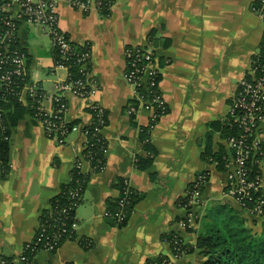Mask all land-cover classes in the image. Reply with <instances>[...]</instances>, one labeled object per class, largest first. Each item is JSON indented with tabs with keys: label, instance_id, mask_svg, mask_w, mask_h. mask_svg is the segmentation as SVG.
<instances>
[{
	"label": "crops",
	"instance_id": "0c3cea01",
	"mask_svg": "<svg viewBox=\"0 0 264 264\" xmlns=\"http://www.w3.org/2000/svg\"><path fill=\"white\" fill-rule=\"evenodd\" d=\"M105 1L110 4L105 15L95 8L75 10L68 0H58L57 7L61 32L72 44L90 50L87 69L97 91L93 102L106 117L101 131L104 167L93 173L83 160L84 130L91 123L84 102L64 97L65 120L77 131L58 145L34 119L23 90L17 103L24 111L12 131L10 168L0 180L2 257L16 258L34 239L42 214L71 181L78 161L88 181L75 208L73 238L54 252L38 251L34 264H151L162 257L173 259L169 240L178 237L195 248L204 224L238 208L223 194L231 160L227 171H221L216 160L232 156L221 128L239 82L263 52L264 23L252 10L257 0ZM17 41L26 53L27 83L54 97L55 85L66 75L54 69L49 36L19 23ZM128 48L150 49L161 72L158 89L167 112L150 129L148 149L139 130L149 125V112L140 103L135 115L129 114L137 98L125 80ZM44 105L49 107V101L44 99ZM256 140L264 186V119ZM149 153L148 168H137L136 162ZM202 174L207 183L191 211L192 227L182 229L188 215L181 206L185 192ZM120 181L140 197L123 226L107 213L108 204L119 197ZM252 226L259 227L256 222ZM204 261L195 251L172 264Z\"/></svg>",
	"mask_w": 264,
	"mask_h": 264
},
{
	"label": "built area",
	"instance_id": "2783aa9c",
	"mask_svg": "<svg viewBox=\"0 0 264 264\" xmlns=\"http://www.w3.org/2000/svg\"><path fill=\"white\" fill-rule=\"evenodd\" d=\"M69 5L78 11L87 12L91 8L100 10L101 0H68ZM58 0H0V13L5 14L6 18L3 22L5 29L0 36V45L4 42H17V31L19 23L34 26L40 29L43 34L49 36L52 49H56L59 54V60L54 62L55 70H63L65 79L58 81L55 85L57 94L54 97H48L43 90L37 86L26 84L19 92H13L12 86L13 76H20L27 79L26 69V53L21 50L14 49L11 55L0 54V86H5L19 101V97L23 90H26L28 99L31 102V110L33 117L42 126L45 136L56 142L58 145H65L67 137L70 133L76 132L77 127L70 125L65 120L67 112V104L65 96H72L80 102H84V107L95 115V119H91L90 125L84 130V152L83 160L89 166V160L86 158V150L88 149V128H94L93 136H101V131L105 127V112L93 102L96 95V88L91 82L88 73V65L90 60V50L86 46H79L84 50L78 51L76 47L69 41L67 36L61 32L58 27L57 17ZM257 17L264 23V0H257L256 5L252 8ZM264 53V48H263ZM126 71L125 80L133 88L134 95L137 98V107L143 103L144 110L150 114V122L154 125L158 119L163 116L167 109L163 99L159 93V82L161 72L156 64L155 57L150 49L145 48H128L126 50ZM5 61H10V67L6 71H2ZM76 67L80 74V78L74 79L70 70ZM137 88L143 89L145 95H141ZM44 99L48 100L49 107L44 105ZM137 107L130 105L129 114L135 115ZM240 114L236 117V113ZM237 118L238 126L241 129L239 138H230L227 140L228 146L234 152V158L230 162V167L224 187V196L230 199L239 209H246L245 202H252L256 193L263 192V181L260 172L261 153L256 137L260 123L264 119V57L261 66L251 67L250 74L239 82L238 93L235 96L228 112V118ZM5 116L0 109V130H5ZM150 126V129L154 126ZM106 144V143H105ZM106 148L103 150L105 155ZM256 166L259 173L254 178H250L247 164ZM82 161L75 164V170L81 173ZM207 183L205 175L195 177L191 186L185 192V198L182 201V208L188 213L187 219L181 224L182 229H191L192 227V209L199 204L202 192ZM79 190L70 193V198H77L72 204V209L79 202ZM185 201V202H184ZM126 203V197L119 205ZM264 201L258 197L254 200V206L250 210H246L250 215L264 220ZM68 209H62L61 213L66 214ZM125 217L121 214L115 216V222L118 224L124 221ZM58 223L57 230L54 234L48 235L42 230L35 239V245L41 250L54 252L61 242L62 235L67 233L64 220L55 218ZM70 232H68V235ZM175 252H172L173 259H165L160 264H172L178 260L184 252L180 250L182 243L174 241ZM23 251L21 252V254ZM17 256L12 260V264H24L25 258ZM0 256V264H9ZM152 264V263H151ZM153 264H158L154 262Z\"/></svg>",
	"mask_w": 264,
	"mask_h": 264
},
{
	"label": "trees",
	"instance_id": "16d2710c",
	"mask_svg": "<svg viewBox=\"0 0 264 264\" xmlns=\"http://www.w3.org/2000/svg\"><path fill=\"white\" fill-rule=\"evenodd\" d=\"M102 5L100 7V14L105 15L109 8V3L105 0H101ZM5 14L0 13V36L4 33L5 26L3 24L5 20ZM19 27V25H18ZM74 47L78 51L84 50L83 48L76 46ZM88 48V47H86ZM17 49L25 52L21 46H19L18 41L14 42H4L0 45V54L2 55H11L12 50ZM53 56L54 62L59 60L58 51L54 48ZM264 53L262 52L259 56L255 57L253 60L254 66H261L263 62ZM10 67V61H5L2 66V71L8 70ZM70 72L74 79L80 78L79 72L76 70V67H73ZM13 85L10 86V89L13 92H19L22 87L26 84L27 79L20 76H13ZM141 95H145L142 91L143 89L137 88ZM30 101V99H29ZM18 100L15 96H12L11 92L5 87L0 86V109L3 111L5 116V130H0V180L6 177L9 168H10V143L12 137L13 128L19 120L21 112L24 109L21 108L20 104L17 103ZM132 106L137 107L136 102H131ZM87 113L91 117V119H95V115L93 112L88 111ZM167 112V111H166ZM105 114V113H104ZM166 114V113H165ZM33 115V112H32ZM238 111L236 113V117H239ZM132 117V116H131ZM237 118H227L224 125L222 126V138L226 141L230 138H239L241 134V129L238 126ZM94 121V120H93ZM106 122V119H105ZM74 125V124H70ZM154 125L149 121V125L147 127H142L139 130L140 139L144 142V146L149 147V133L150 126ZM88 149L86 150V158L89 160V167L93 173L99 172L105 164V158L103 154L104 148H106V144L103 142L100 136L94 135V128H88ZM231 149V148H230ZM149 152V151H148ZM231 158H226L224 156H220L217 158L216 162L218 164V168L221 171L228 170L229 161L234 158V152L231 149ZM151 154L149 153L146 158L139 159L136 162L137 168L143 170L148 168L149 162L151 161ZM230 161V162H231ZM247 168L250 169L249 176L250 178H254L256 174L259 173V170L256 166H250V162L247 164ZM88 181L87 175L81 174L78 171L74 170L72 172L71 181L65 185L61 193L55 197L50 203V210L44 212L42 217L40 218V226L34 236V239L25 244L22 251L21 256L25 258L24 264H34V256L35 252L40 247L36 246L35 239L40 234L42 230H45L48 235H52L55 233L58 227V223L55 221V218H60L64 220L67 233L62 235L60 244L66 239H72L73 234L71 230L72 220L74 217L75 211L72 209V204L75 203L77 198L71 199L70 193L79 190V194L83 191L86 183ZM118 188L120 189L119 197L108 204L107 213L111 221L115 222V216L121 214L125 217L124 221L118 226H123L132 210L135 206L136 202L139 200V196L129 189L127 183L125 181H120L118 184ZM126 197V203L123 205H119L120 201L122 202ZM254 199L252 202H245L247 206L246 209L233 210L229 208L226 212L220 213L217 217H215L211 222L204 224L203 230L198 233L195 248L186 247L183 241L180 238H172L169 240V245L171 252H175L174 241L182 243L180 250L184 252V254H192L195 251H198L199 255L205 258L203 264H264V228L262 230L261 235H257L252 233L249 227L245 226V218L244 213L250 215L246 210H250L254 206L255 198L260 197L264 201V192L256 193L253 195ZM185 202V201H184ZM62 209H68L66 214H62ZM264 211V207H263ZM251 217H255L250 215ZM256 218V217H255ZM261 222L264 220L259 218ZM113 222V223H114ZM68 232L70 234L68 235ZM58 245V247L60 246ZM87 243H83L85 246ZM83 246V247H84ZM6 262H10L12 264V260L15 258H6L2 257ZM165 257L157 259L155 262L160 264ZM154 262H152L153 264Z\"/></svg>",
	"mask_w": 264,
	"mask_h": 264
},
{
	"label": "rangeland",
	"instance_id": "374dc122",
	"mask_svg": "<svg viewBox=\"0 0 264 264\" xmlns=\"http://www.w3.org/2000/svg\"><path fill=\"white\" fill-rule=\"evenodd\" d=\"M259 168H260V170H261V163H260V166H259ZM237 207V206H236ZM236 210H239L238 208L236 209ZM246 216H244V218H245V223H244V225L245 226H247V227H249L250 228V230L252 231V233H254V234H257V235H261V233H262V230H263V228H264V226L262 227V225L261 224H259L257 221H259L260 222V219L259 218H255V217H251L250 215H248L247 213H244ZM252 220H255V221H252ZM257 223V225H259V227H256V226H252L253 225V223ZM172 254V253H171ZM186 254H182V256H185ZM176 261H178V260H176Z\"/></svg>",
	"mask_w": 264,
	"mask_h": 264
}]
</instances>
